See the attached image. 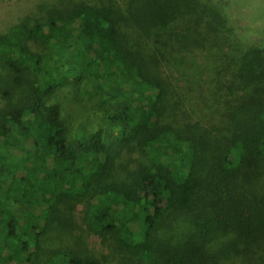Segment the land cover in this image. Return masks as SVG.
<instances>
[{
  "label": "trees",
  "instance_id": "16d2710c",
  "mask_svg": "<svg viewBox=\"0 0 264 264\" xmlns=\"http://www.w3.org/2000/svg\"><path fill=\"white\" fill-rule=\"evenodd\" d=\"M40 9L0 31L5 83L27 82L18 98L4 93L11 100L0 111V264H33L49 218L81 202L94 232L134 264H264V48L231 58L220 107L199 102L195 119L162 72L180 47L229 29L212 0H57ZM67 85L108 128L69 133L52 101ZM130 144L143 160L114 178L113 148ZM53 257L101 264L73 251Z\"/></svg>",
  "mask_w": 264,
  "mask_h": 264
},
{
  "label": "rangeland",
  "instance_id": "374dc122",
  "mask_svg": "<svg viewBox=\"0 0 264 264\" xmlns=\"http://www.w3.org/2000/svg\"><path fill=\"white\" fill-rule=\"evenodd\" d=\"M56 1L0 0V31L8 30L28 16L32 18L40 16L42 14L40 5ZM212 2L226 14L229 29L225 30L223 36H215L213 40H208L196 48L180 47L179 51H174L166 60L162 72L176 84L183 98L196 107L195 119L201 116L198 110L199 102L211 106L214 110L220 107L221 89L226 80L228 81L225 66L231 58L236 57L246 47L264 48V0H212ZM32 47L35 50L45 49V46L38 43H32ZM26 76L27 80L38 79L35 73ZM4 77L6 74L0 69V111L11 100L9 94L4 95L6 91L14 93V97L18 98L27 90V82L22 86H10L5 83ZM87 93L89 97L92 95L90 91ZM89 97L84 95L85 99ZM52 101L61 105L70 134L86 125H90L88 127L91 129L109 127L106 117L89 116L85 101L76 100L72 86L67 85L59 89ZM113 103L114 101L106 103L103 107L105 110H112V106L116 105ZM91 118L98 119V125L93 126ZM113 154L116 161L114 178L124 177L125 167H137L143 160L134 144L114 146ZM49 219L50 223L40 237L39 247L32 258L33 264H63L53 256L64 251L92 256L101 264H134L130 257L115 249L109 236L94 232L83 202L76 205L61 204L58 215Z\"/></svg>",
  "mask_w": 264,
  "mask_h": 264
}]
</instances>
